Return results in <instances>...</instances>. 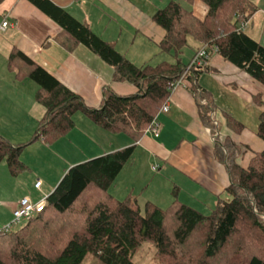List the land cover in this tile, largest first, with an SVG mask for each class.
<instances>
[{"label": "trees", "instance_id": "16d2710c", "mask_svg": "<svg viewBox=\"0 0 264 264\" xmlns=\"http://www.w3.org/2000/svg\"><path fill=\"white\" fill-rule=\"evenodd\" d=\"M203 1L208 6L203 19L176 0L157 9L153 20L165 29L160 52L172 59L137 65L52 0H30L61 27L54 37L58 43L68 51L86 45L114 67V81L130 82L137 91L119 94L107 87L102 105L90 107L15 47L7 67L18 79L29 78L38 84L36 100L45 106L46 114L27 142L14 144L0 134V164L6 161L15 177L27 171L29 166L21 159L23 149L38 139L50 144L67 135L76 126L77 112L104 130L128 135L134 144L67 169L48 195L45 210L17 230H0V264H83L88 255L104 264H138L133 261L134 254L145 241L154 244L162 264H264V148L248 166L239 164L243 146L217 134L220 126L214 116L213 95L199 83L201 74L212 70L209 58L217 52L264 84V45L245 31L248 25L242 27L249 24L259 6L253 0ZM3 2L0 0V6ZM188 35L204 44L207 65L182 60ZM182 76L197 100L202 123L216 134L213 152L231 178L226 195L218 196L209 214L181 201L177 186L166 208L150 200L142 205L135 195L119 199L110 192L132 159L137 141L170 98L171 84ZM261 95L253 97L263 105ZM226 120L234 132L244 129V124L228 113ZM258 124L257 134L264 140V111Z\"/></svg>", "mask_w": 264, "mask_h": 264}, {"label": "crops", "instance_id": "0c3cea01", "mask_svg": "<svg viewBox=\"0 0 264 264\" xmlns=\"http://www.w3.org/2000/svg\"><path fill=\"white\" fill-rule=\"evenodd\" d=\"M52 1L78 20L89 24L99 37L114 44L115 49L124 53L131 62L143 65L168 60V54L160 52L159 48L165 29L153 20V15L171 0ZM176 1L192 9L202 19L207 15L208 6L203 0ZM253 1L259 10L253 15L252 21L264 9V0ZM186 2L192 6L188 7ZM4 21H8L9 25L5 30L0 27V134L12 143L29 141L46 114L45 106L36 100L38 84L33 79H18L14 71L7 67L8 57L15 47L79 94L90 107L99 108L102 105L104 89L107 87L119 94L137 91L130 82L114 81V67L86 45L79 44L68 51L58 43L54 37L61 27L30 0H4L0 6V26ZM251 27L253 30L254 25H249ZM260 31L259 37L252 36L264 45V23ZM203 45L188 35L182 60L184 55L189 59L183 61L190 62L195 52L205 47ZM169 58L171 60L172 57ZM209 59L212 70L203 72L199 83L213 95L216 105L214 116L220 126L217 134L222 139L229 138L243 146L238 162L246 167L251 158L264 148V140L257 134L264 104H257L253 97L261 93L264 100V84L217 52ZM188 85L186 83L171 93L166 103L169 105L167 113H158L160 135L156 137L146 132L137 141L132 159L122 168L114 181V187H110L113 196L124 199L128 195H135L140 204L144 205L150 200L166 208L172 203L171 192L177 186L181 201L209 214L218 196L226 195L224 190L231 178L226 165L213 152L216 134L202 123L197 100ZM227 113L244 124L241 132L236 133L226 125ZM74 117L76 126L67 135L50 144L38 139L23 149L21 159L29 169L20 176L30 177L34 181L30 184L33 186L1 205L2 223L13 215L20 198L30 195L35 200L32 192L36 191L46 193L45 196L51 194L66 170L76 163L134 144L128 135L114 134L100 128L82 112H77ZM29 155L43 164L47 175L34 173L27 159ZM5 172L2 167L0 191L11 182ZM37 181L42 182L40 188L36 187Z\"/></svg>", "mask_w": 264, "mask_h": 264}, {"label": "rangeland", "instance_id": "374dc122", "mask_svg": "<svg viewBox=\"0 0 264 264\" xmlns=\"http://www.w3.org/2000/svg\"><path fill=\"white\" fill-rule=\"evenodd\" d=\"M188 7H191L192 4L186 2ZM256 15H258L255 19H253L252 21V18L251 20L249 21V24L248 26L245 28V31H247L250 35H253V36H260V29H262L263 27V23H264V9L263 11H260L259 13H257ZM252 21V23H251ZM254 25V29L252 30V27L249 28V25ZM168 57V60H170L169 57H171L169 54L167 55ZM172 59V58H171ZM187 59H189L187 56H184L183 55V60L184 61H188ZM21 158H22V155H21ZM29 161V164H31V168L33 169L34 173L36 175H47V170L44 169L43 167V164H41L38 160L35 159V157H32L31 155H29V157L27 158ZM83 162V161H82ZM77 164V163H76ZM154 166L156 167V163H154ZM5 168V173H7L9 175V179H10V183L8 185H4L3 187V190L0 191V208H1V205H4L5 202H7L8 200H12L14 198H16L19 193L23 190H26L27 188L30 189L31 186L33 185H30L32 184L34 181L30 179V177H25V178H21L22 176H16V178L12 177L10 175L9 170H8V164L6 161H3L1 164H0V169L1 168ZM18 177V178H17ZM63 178V175L62 177L60 178V180L58 181V183L61 181V179ZM116 183L114 182L112 184V186L114 187ZM56 186H57V183H56ZM120 187V185H118ZM113 187L111 189H113ZM139 190V188L137 189V191ZM161 190V188H160ZM123 190H121L122 192ZM151 191V189H150ZM46 193H43V192H39V191H36V192H32V195L34 196L33 198L35 200H40L42 199V197L45 196ZM139 199L142 201L143 198L140 197L139 195ZM143 205V203H142ZM3 209V208H2ZM1 209V210H2ZM2 220V221H1ZM13 220V215L9 218V220L6 222L4 221L3 222V218H0V229H2L3 227H5V225H7L8 223H10L11 221ZM27 220H22V222L19 224V225H16L15 227H13V230H17L18 228H20L22 225H25V222ZM136 263L138 264H162L160 262V260L158 259V257L156 256V249L154 247V244L150 241H145L140 247H138V249L136 250V253L134 254V260ZM83 264H104L102 263V261L97 258L95 255H88L85 259V261L83 262Z\"/></svg>", "mask_w": 264, "mask_h": 264}, {"label": "built area", "instance_id": "2783aa9c", "mask_svg": "<svg viewBox=\"0 0 264 264\" xmlns=\"http://www.w3.org/2000/svg\"><path fill=\"white\" fill-rule=\"evenodd\" d=\"M9 25L8 21H4L2 23L1 29L5 30L7 28V26ZM248 25L247 23H244L242 25L243 28H245ZM207 58V53L205 51V47L199 48L195 54V56L192 58L191 60V65L193 64H197L200 66H204L208 64V60ZM187 82L185 76H182L181 78H179L178 80L174 81L171 86L170 89L172 91V93L180 86L185 85ZM161 112H168L169 111V105L165 104L161 110ZM161 123L158 120V116L152 121L150 127H148L147 132L148 133H152L154 136L158 137L160 135V130H161ZM154 168V167H153ZM42 182L41 181H37L36 182V187L40 188L41 187ZM48 196L42 197V199L35 201L32 199V197L30 195H26L24 196V198H20L21 200L19 201L18 206L14 209L13 213V220L8 223L7 225H5V227H3V230L9 231L12 230L13 227H15L16 225H19L22 220H28L31 217H33L34 215L40 213L42 210H45L47 204H48ZM0 229V230H2Z\"/></svg>", "mask_w": 264, "mask_h": 264}]
</instances>
